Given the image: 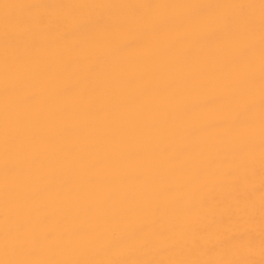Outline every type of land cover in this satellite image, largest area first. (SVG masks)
I'll list each match as a JSON object with an SVG mask.
<instances>
[{
  "label": "snow or ice",
  "instance_id": "1",
  "mask_svg": "<svg viewBox=\"0 0 264 264\" xmlns=\"http://www.w3.org/2000/svg\"><path fill=\"white\" fill-rule=\"evenodd\" d=\"M0 264H264V0H0Z\"/></svg>",
  "mask_w": 264,
  "mask_h": 264
}]
</instances>
